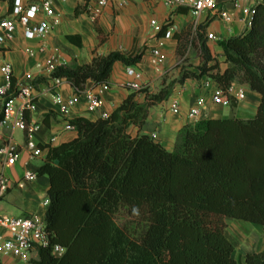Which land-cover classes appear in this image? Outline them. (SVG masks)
Wrapping results in <instances>:
<instances>
[{
    "label": "trees",
    "instance_id": "obj_1",
    "mask_svg": "<svg viewBox=\"0 0 264 264\" xmlns=\"http://www.w3.org/2000/svg\"><path fill=\"white\" fill-rule=\"evenodd\" d=\"M67 40L80 45L72 36ZM219 45L223 70L201 42L197 73L182 72L177 82L207 76L223 91L232 83L246 86L260 95L254 117L198 121L179 132L171 152L150 136L128 131L144 124L150 106L136 103L135 92L106 119H69L76 137L46 146L35 172L49 179L44 224L50 239L49 246L37 247L36 263L264 264V249L238 263L225 235V219L233 218L261 226L264 237V4L254 7L247 32ZM141 57L94 55L83 65L57 67L50 78L65 79L81 92L87 81L108 84L114 63L133 66ZM120 209L143 222L137 236L115 222ZM55 244L64 248L59 257L51 253Z\"/></svg>",
    "mask_w": 264,
    "mask_h": 264
},
{
    "label": "crops",
    "instance_id": "obj_2",
    "mask_svg": "<svg viewBox=\"0 0 264 264\" xmlns=\"http://www.w3.org/2000/svg\"><path fill=\"white\" fill-rule=\"evenodd\" d=\"M23 1L29 3L36 0ZM11 2L12 0H0V18L10 17ZM259 3L264 4V0H217L215 10L192 16L187 10L171 9L160 0H111L93 20L88 14L92 0L56 2L54 9L60 15L58 25L53 27L45 39L34 41L25 40L21 27L17 25L14 39L0 44V66L4 62L9 63L14 79H21L28 71L36 72L35 64L42 63L50 55L60 56L65 65L71 67L89 63L94 55H106L113 51L142 53L141 60L136 65L114 63L107 91H102L100 85L87 81L83 91L100 93L103 103L95 113L89 114L85 109L83 97L80 96L69 119L84 117L94 120L101 111L110 115L129 93L135 92L136 103L142 105L149 101L150 106L144 124L140 128L131 126L128 131L132 136L154 135V138H151L171 152L179 132L198 121L254 117L260 95L246 86H243L244 99L237 102L232 100L231 106L212 102L210 88L214 82L207 76L177 81L182 72L197 73V67L201 65V42L208 49L212 62H216L223 70L227 64L219 42L247 32L251 19L248 11ZM221 11L227 13L225 18L220 17ZM167 22H170V26L162 33V26ZM169 28H172L171 36L165 37ZM208 35L213 38L209 39ZM67 36L74 37L80 45L68 41ZM40 44L45 46V52L29 57L26 49L36 50ZM178 48L183 51L182 55L178 54ZM153 49L160 50L166 57L159 69L154 66L151 54ZM128 67L140 73L141 82L144 84L141 90L130 91L123 88V84L131 79L126 72ZM40 78L43 80L37 83L34 95L36 110L27 114V120L38 124L35 142L42 152L36 158L30 159L24 133L17 129L3 130L0 145L4 144L10 135L17 146V155L12 166L6 165L5 159L0 157V176L6 177L10 183L7 192L0 197V213L13 217L33 216L44 223L46 206L43 202L47 200L48 177L37 176L25 183L23 188L15 186V183L25 171L36 172L42 165L47 153L46 146L56 147L76 137L75 130L66 129L65 119L59 114L52 98L55 90L63 99L75 95L76 91L65 79L55 86L51 79ZM207 81L211 86L205 88ZM2 84L3 77L0 73V86ZM161 91H169L166 98L159 101L149 100ZM173 99L178 101L177 113L169 109ZM197 107L198 116L195 119L190 118V110ZM45 116L47 117L44 122ZM30 255L33 257L36 254L32 252ZM233 258L237 261L234 252ZM243 258L237 262L242 263ZM0 261L3 264H23L18 258H0Z\"/></svg>",
    "mask_w": 264,
    "mask_h": 264
},
{
    "label": "built area",
    "instance_id": "obj_3",
    "mask_svg": "<svg viewBox=\"0 0 264 264\" xmlns=\"http://www.w3.org/2000/svg\"><path fill=\"white\" fill-rule=\"evenodd\" d=\"M65 0H36L26 3L23 0H12L10 17L0 18V44L10 42L14 39L16 26L22 29L23 36L27 41L43 40L50 31L58 25L60 15L56 13L54 4L56 2H64ZM165 6L171 9L183 8L192 16H198L204 12L215 10L217 0H160ZM111 2V0H92V5L88 8L89 17L95 20L101 11ZM123 3H120L122 5ZM237 5V2L234 3ZM254 8L248 11L252 16ZM221 18H225L227 13L221 11ZM251 20V19H250ZM250 24V22H249ZM172 28L165 33V37H170ZM209 39L213 37L207 36ZM45 46L40 44L36 50L26 49L29 57H33L36 53H44ZM154 66L159 69L164 63L166 57L158 49L151 51ZM60 66H65V61L60 56L50 55L42 63H36V72L28 71L21 79H14L13 69L9 63H2L0 73L3 77V84L0 86V137L4 129H17L24 133L25 146L29 151L30 159L39 156L42 149L35 142V134L38 131V124L28 121L26 115L34 113L35 106V88L33 81L37 77H47L57 86L62 79L50 78L51 73ZM127 75L131 76L129 81L123 84V88L130 91H139L144 87L141 82V75L138 71L131 67L126 69ZM102 91H107L109 85L100 84ZM210 82L204 84L205 88L210 87ZM211 89L212 102L219 105H230L232 100L241 101L245 97V90L242 86L232 83L226 91H223L216 83H213ZM80 96L83 97L85 109L88 113H95L102 105V97L100 93H92L90 91L76 92L75 95L63 99L56 90L52 95L53 103L56 105L59 114L65 119L66 129L75 130L68 123L69 116L73 108L79 101ZM173 113L178 112V101L173 99L169 107ZM199 114L198 107L193 108L189 112V117L195 119ZM109 114L101 111L97 118L106 119ZM154 138V135L151 136ZM17 146L9 135L4 144L0 145V157L5 159L8 166H12L16 160ZM37 177L35 172L25 171L22 177L15 183V186L23 188L24 184L34 180ZM10 187L9 180L0 176V197L7 192ZM47 206L48 201L43 202ZM49 235L45 229V224L30 217H13L0 213V258H18L23 264H38L35 262L37 255L31 256L37 247L49 246ZM64 248L60 245H52L51 253L54 256H61Z\"/></svg>",
    "mask_w": 264,
    "mask_h": 264
},
{
    "label": "rangeland",
    "instance_id": "obj_4",
    "mask_svg": "<svg viewBox=\"0 0 264 264\" xmlns=\"http://www.w3.org/2000/svg\"><path fill=\"white\" fill-rule=\"evenodd\" d=\"M240 86L243 87V85ZM114 220L118 226L132 236H137L144 228L143 222H136L123 209H120L115 214ZM225 223V234L232 242L234 257L237 261H240L246 253H259L264 249V237L261 226L233 218L225 219ZM2 259L5 258L2 257Z\"/></svg>",
    "mask_w": 264,
    "mask_h": 264
}]
</instances>
